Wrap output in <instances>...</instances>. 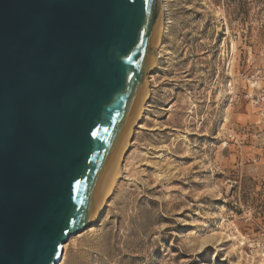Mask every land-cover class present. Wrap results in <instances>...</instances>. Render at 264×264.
Returning <instances> with one entry per match:
<instances>
[{"label": "rangeland", "instance_id": "obj_1", "mask_svg": "<svg viewBox=\"0 0 264 264\" xmlns=\"http://www.w3.org/2000/svg\"><path fill=\"white\" fill-rule=\"evenodd\" d=\"M226 3L164 0L146 110L58 264H264L262 17L242 26Z\"/></svg>", "mask_w": 264, "mask_h": 264}, {"label": "water", "instance_id": "obj_2", "mask_svg": "<svg viewBox=\"0 0 264 264\" xmlns=\"http://www.w3.org/2000/svg\"><path fill=\"white\" fill-rule=\"evenodd\" d=\"M158 13V0H0V264H58L89 228Z\"/></svg>", "mask_w": 264, "mask_h": 264}, {"label": "bare ground", "instance_id": "obj_3", "mask_svg": "<svg viewBox=\"0 0 264 264\" xmlns=\"http://www.w3.org/2000/svg\"><path fill=\"white\" fill-rule=\"evenodd\" d=\"M165 11L166 10H165V6H164V0H161L158 18H157L155 39H154V44H153V47L151 50V55H150V60H149V65H148L149 71H152L153 68L157 65V60L159 58L158 49L161 48L160 42L162 40L163 33L166 30V25L168 24ZM151 79H152V76L149 73L147 78H146V81H144V85H143L141 93H140V98H139L135 113L129 119L125 133L121 139L118 151L116 152V154L114 156V161L108 170L102 192L99 196V199H98V201L94 207V210L92 212V215H91L90 226L94 225L98 221L99 214L102 211L103 206L106 205L105 201H106L107 197L111 194V191L116 184V181H117L118 176H119V171H120V169H119L120 162H121L122 158L124 157L125 153L127 152L128 147L130 146V139L132 137L134 129L138 126L139 122L141 121V119L143 117L144 111L146 110V98L148 97V94H149L148 88H149V82L151 81ZM90 226H89V228H90ZM79 236H80L79 234L73 236L71 238V241L76 239ZM66 247H67V245H64L63 252L66 251Z\"/></svg>", "mask_w": 264, "mask_h": 264}, {"label": "trees", "instance_id": "obj_4", "mask_svg": "<svg viewBox=\"0 0 264 264\" xmlns=\"http://www.w3.org/2000/svg\"><path fill=\"white\" fill-rule=\"evenodd\" d=\"M226 7H230V15L232 20L237 21L240 25L248 22L249 10L252 6L260 7L261 12V28L260 35L264 36V0H226Z\"/></svg>", "mask_w": 264, "mask_h": 264}]
</instances>
